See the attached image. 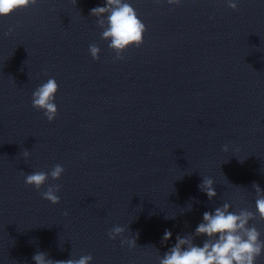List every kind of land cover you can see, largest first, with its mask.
<instances>
[{"label": "clouds", "instance_id": "1", "mask_svg": "<svg viewBox=\"0 0 264 264\" xmlns=\"http://www.w3.org/2000/svg\"><path fill=\"white\" fill-rule=\"evenodd\" d=\"M76 4L77 0H73ZM159 3V0H156ZM38 0H0V17H7L17 10L26 9L37 5ZM169 5H180L181 0H167ZM228 6L238 9L237 0H229ZM90 15L96 17L97 26L103 29L101 39L110 41L108 47L116 53V59L122 60L123 53L129 47L139 48L143 44L146 26L139 18L137 11L125 0H105V6H97L90 10ZM14 29L9 28L6 36H10ZM93 60L99 59L100 48L97 44L89 45L88 49ZM59 85L55 78H49L45 83L36 88L32 93V107L43 111L46 119L51 123L58 113L55 104V96ZM228 146L223 147L227 152ZM30 152L25 149L23 156L27 159ZM65 169L62 165H55L50 172L37 171L25 174V184L35 187L37 190L45 185L49 177L59 180ZM201 192L205 193L209 200L217 196L214 181L204 178L198 185ZM252 188L256 193V212L240 209L238 212L230 211V204L224 203L216 207L214 212H204L202 222L197 225L194 233L184 236L177 235L176 243L159 258V264H256L257 259L264 255V240L261 233L251 225L250 221L257 218L264 221V190L258 183L253 182ZM61 185L52 184L41 193L43 199L58 204L60 197L57 193ZM192 205L188 211H191ZM67 215V213H65ZM169 218V217H168ZM125 228L114 226L107 236L110 240L123 237ZM207 237L202 246L194 243L195 237ZM172 237L171 230L166 229L162 241L166 242ZM138 234L131 239L122 238L120 243L131 249L136 247ZM35 264H91L92 255L81 256L79 259L53 260L46 252L38 251L33 257Z\"/></svg>", "mask_w": 264, "mask_h": 264}]
</instances>
